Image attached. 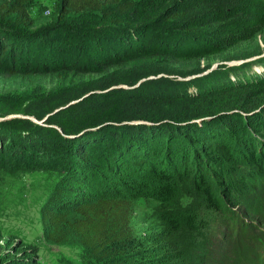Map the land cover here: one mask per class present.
<instances>
[{
    "label": "rangeland",
    "instance_id": "1",
    "mask_svg": "<svg viewBox=\"0 0 264 264\" xmlns=\"http://www.w3.org/2000/svg\"><path fill=\"white\" fill-rule=\"evenodd\" d=\"M62 1L34 0L27 8V25L0 17L1 37L16 35L26 45L36 37L32 48L37 55L35 66L15 53L19 69L12 60H0V264H102L73 233L62 243L49 240L43 212L51 209L70 220L78 218L77 205L98 199L106 178L118 184L115 192L126 195L124 184L139 191L140 197L132 200V228L142 243L141 253L128 264H219L226 251L232 256L236 238L230 227L239 230L242 222L256 227L261 237L255 245L263 247L264 174L250 164L248 155L264 157V57L259 58L264 23L248 40L221 41L203 57H186L187 52L181 58L114 57L103 70L94 67L93 55L101 50L92 44L99 36L161 21L155 28L160 31L144 38L143 43L155 45L152 39L164 34L163 25L169 31L187 21L169 17L165 23V13L176 8V0H139L121 24L99 13L67 15ZM134 45L140 46L135 38ZM57 60L60 66L53 69ZM197 87L204 89L202 95L190 97ZM152 121L161 125L148 126ZM120 123L144 124L125 129L128 138L121 147L140 140L158 148L164 163L150 162L136 177L121 170L111 173L106 166L112 156L100 155L101 144L109 151L115 148L118 139L112 134L122 136ZM94 129H101L89 138L96 147L83 151L76 142L71 147V140ZM12 139L26 151L31 144L34 154L16 160L9 150ZM155 167L174 176L166 204L146 188L161 181L153 175ZM243 176L248 188L236 199L226 197V210L208 206L207 188L224 198L223 181ZM131 189L128 193H135ZM168 215L179 229L168 226Z\"/></svg>",
    "mask_w": 264,
    "mask_h": 264
},
{
    "label": "trees",
    "instance_id": "2",
    "mask_svg": "<svg viewBox=\"0 0 264 264\" xmlns=\"http://www.w3.org/2000/svg\"><path fill=\"white\" fill-rule=\"evenodd\" d=\"M33 1L34 0H12V2H10L9 0H4L0 5V17L3 19L13 17L16 18L17 24L27 25L30 23V15L27 8ZM138 1L139 0H63L62 6L63 13L67 15L99 13L104 20L114 24H121L124 22L123 18L135 11ZM173 3H176V8L174 6L172 11H167L165 13L163 18L165 23H168L169 17H177L186 19L187 21H185L184 24L176 28H171L169 31H166L168 26L163 25L164 34L156 35L157 37L154 39L151 38L155 41V45L151 46L148 44L149 42L143 43L144 38L146 35L149 36V34L153 36V32L155 31H160L155 28L158 24H161V21H156L147 26L131 28L130 30H111L107 36H99L92 44V47L101 50L99 53L93 55V57L97 58L94 66L95 69L105 70L107 64L115 61L114 57H120L121 60H124L127 56H133V58L138 59H154L159 56V54H164L165 56H171L173 58H181L186 52V57H203L211 50L209 49L211 46L221 41L228 43V41L233 38L248 40L257 30H262L260 24L264 23V0H176ZM190 5L192 6L188 7ZM184 8L186 9L184 10ZM201 15L203 16L201 17ZM202 28H205V30L202 31ZM131 36L135 38L137 44L140 45L139 47H135V45L132 47L133 38ZM35 40L36 37L28 39L26 45L24 43L21 44V41H19L16 35L9 37H1L0 35V60H12L15 66H17V69H19L20 65L15 63V53L19 52L24 62L26 61L29 63L32 60L33 64L36 66L37 63L35 59L37 55L35 48H32V45L36 43ZM6 41L7 43L4 45ZM56 53L57 58L61 59L62 51L57 50ZM126 53L129 55H125ZM130 60L133 59H126L124 62ZM59 66L60 62L57 60L52 68L58 69ZM203 90V88L197 87L196 91L193 93L196 95H190V97L202 95ZM104 122L106 121L101 123ZM118 125L122 126L119 127L122 128V136L117 133L115 136L112 134L115 140L118 139L115 148L109 151V147L106 146L105 143L101 144L103 148L102 153L100 151V155L103 157V154H107V156L111 154L112 156L111 165L108 164L106 166L108 170L112 171L111 173L116 170H121L122 174L127 172L128 175L136 177L135 175H141V173L144 172L150 162L156 165L164 163V161H160L161 157L158 153V148H153L152 146L147 147L149 145L141 143L140 140L137 141V145L133 144L135 143V141H133L128 147H121V143L128 138L126 137L127 132L125 129L128 131V128H132V126L142 125H126L122 123ZM110 126L113 127V125H109L108 127ZM104 127L106 126H102L101 129ZM87 128L88 127H85L84 130ZM101 129L89 130L87 133H84L83 136L71 140V147L73 148L74 142H76V147L80 150L83 149V151L91 148V146L96 147L95 144L93 145V139L90 141L89 138L92 137V134ZM11 138L14 137L11 136ZM27 143L28 142H25V144ZM143 145L146 146L144 147ZM31 147L32 145L30 144V150L26 151L24 146L16 145V143L14 144L12 139L9 150H11L12 156L18 160L17 157L33 155L34 153ZM98 148H100V146ZM97 150L99 151V149ZM118 152H123L121 158L117 157ZM262 155L256 156L253 153L248 155V161L250 164H254L259 168L258 173L260 175L264 174V157ZM174 156H176V154ZM81 158L83 159V156H81L80 159ZM91 167L97 168V165L94 164L91 165ZM151 170L153 175L161 179V181L157 182L155 186L149 185L146 186V188L151 192L153 198L164 201L166 204L170 201L173 193L170 182L174 180V176L169 175L167 171L162 168L157 169L155 167ZM81 173H83V171H81ZM257 175L253 176L255 177ZM247 179L248 177L243 176L236 182L234 180L223 181L222 190L224 191V198L218 197L211 189L207 188L205 194L208 206L212 209L216 208L218 211L226 210L224 199L226 197L236 199L238 194H241L248 188L249 181ZM130 182L133 183L134 180ZM102 183L103 186L100 185L101 196L96 200H84L82 203L78 204L76 207L78 218L74 220H70L65 213L56 210L50 209L43 212L46 233H49V240L56 243L66 241L67 234L73 233L80 238L82 246L100 263L128 264L133 260L134 256L141 253L142 243L137 240L132 228L134 215L132 200L140 197L138 196L139 191L135 192V190H132L126 184H124V186L121 184L122 191L126 193V195H124L121 192H115L116 189H119L118 184L110 178H106ZM141 187L142 193H144L145 188L143 186ZM130 189L135 193H128ZM58 193L60 192L56 194ZM146 195L149 194L146 193ZM60 201H62V197L58 198V202ZM262 212L264 216V209H262ZM166 221L170 228L179 229L180 225L178 221L171 215H168ZM224 221L226 223V219H224ZM187 223L193 224L194 220L188 219ZM255 231L256 227L254 225L251 227L246 226L243 222L240 223L239 230L231 226L229 233L236 238V241L231 244L233 246V249H230L232 256L228 255L226 251L219 257L220 259L217 260V262L219 264H264V245L263 247L260 244L255 245L257 240L261 237V234ZM253 239L255 241L251 242ZM236 243L239 245H236Z\"/></svg>",
    "mask_w": 264,
    "mask_h": 264
},
{
    "label": "bare ground",
    "instance_id": "3",
    "mask_svg": "<svg viewBox=\"0 0 264 264\" xmlns=\"http://www.w3.org/2000/svg\"><path fill=\"white\" fill-rule=\"evenodd\" d=\"M122 124H124V123H122ZM150 125H148V126H152V125H156V124H160V123H156V122H153L152 121V123H149ZM126 125H131V123H129V124H126ZM133 125H144L143 123L142 124H133ZM82 135V134H81Z\"/></svg>",
    "mask_w": 264,
    "mask_h": 264
},
{
    "label": "water",
    "instance_id": "4",
    "mask_svg": "<svg viewBox=\"0 0 264 264\" xmlns=\"http://www.w3.org/2000/svg\"><path fill=\"white\" fill-rule=\"evenodd\" d=\"M261 57H264V53L261 56H259V58H261Z\"/></svg>",
    "mask_w": 264,
    "mask_h": 264
}]
</instances>
